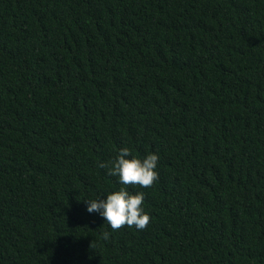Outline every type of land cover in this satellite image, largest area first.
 <instances>
[{"label": "trees", "instance_id": "obj_1", "mask_svg": "<svg viewBox=\"0 0 264 264\" xmlns=\"http://www.w3.org/2000/svg\"><path fill=\"white\" fill-rule=\"evenodd\" d=\"M123 147L143 231L85 210ZM0 264H264V0H0Z\"/></svg>", "mask_w": 264, "mask_h": 264}, {"label": "clouds", "instance_id": "obj_2", "mask_svg": "<svg viewBox=\"0 0 264 264\" xmlns=\"http://www.w3.org/2000/svg\"><path fill=\"white\" fill-rule=\"evenodd\" d=\"M158 161L159 156L155 153L138 158L132 155L128 147L119 149L114 159L99 164L109 176L116 178L119 189L102 197L85 200L86 212L98 214L112 230L124 226L137 231L145 230L151 220L144 208L145 194L143 191L132 193L128 186L150 188L159 177L156 171ZM102 235L107 240L110 233L104 232Z\"/></svg>", "mask_w": 264, "mask_h": 264}]
</instances>
